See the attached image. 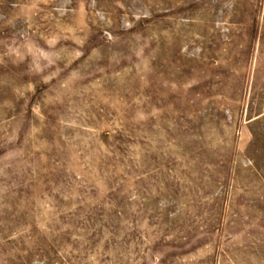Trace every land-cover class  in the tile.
Instances as JSON below:
<instances>
[{
  "label": "rangeland",
  "instance_id": "374dc122",
  "mask_svg": "<svg viewBox=\"0 0 264 264\" xmlns=\"http://www.w3.org/2000/svg\"><path fill=\"white\" fill-rule=\"evenodd\" d=\"M0 264H264V0H0Z\"/></svg>",
  "mask_w": 264,
  "mask_h": 264
}]
</instances>
